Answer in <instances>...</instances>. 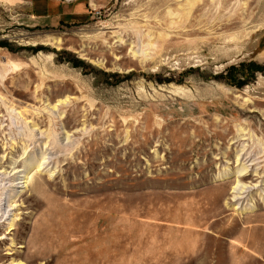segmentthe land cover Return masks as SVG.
Listing matches in <instances>:
<instances>
[{
    "label": "rangeland",
    "instance_id": "374dc122",
    "mask_svg": "<svg viewBox=\"0 0 264 264\" xmlns=\"http://www.w3.org/2000/svg\"><path fill=\"white\" fill-rule=\"evenodd\" d=\"M243 166L264 181V0H0V264H264Z\"/></svg>",
    "mask_w": 264,
    "mask_h": 264
},
{
    "label": "bare ground",
    "instance_id": "6f19581e",
    "mask_svg": "<svg viewBox=\"0 0 264 264\" xmlns=\"http://www.w3.org/2000/svg\"><path fill=\"white\" fill-rule=\"evenodd\" d=\"M6 1V0H5ZM68 1V0H67ZM72 1V0H71ZM50 43H52L53 45H57L58 46V48H61V46H62V42H61V40L60 39H58V38H54V39H52L51 40V42ZM97 63V62H96ZM8 64V63H7ZM10 69V68H9ZM13 69V68H12ZM179 91V90H178ZM185 92V91H184ZM188 93V92H187ZM177 94V93H176ZM182 94V93H181ZM187 95H189V94H187ZM55 110H56V107H55ZM20 115H22V114H20ZM15 117V116H14ZM29 129V128H28ZM32 129V128H31ZM30 129V135H32V133L34 132L33 131V129L31 130ZM27 130V129H26ZM26 134V133H25ZM241 137H243V135H240L239 136V138H241ZM240 158L241 157H239L238 158V161L240 160ZM242 160V159H241ZM42 165H43V163L42 164H40L38 167L39 168H43L42 167ZM39 172H41V170L39 171ZM3 173V172H2ZM10 175V174H9ZM4 176H6V175H4ZM236 179H235V182H234V185H233V187H232V193L230 194V198L228 199L229 201L230 200H232V201H240V196H242V195H244L245 193H247V192H252V189H253V191L255 190V189H257V190H259V189H261V187H263V185H262V183L264 182V181H260L261 183H259V182H257V181H255L254 182V179H252V178H250V176H248V167L247 166H243V168L236 174ZM11 183V186H13L14 184H12V182H10ZM28 183V181L26 182V183H23V184H27ZM255 183V184H254ZM16 187V186H15ZM10 188H13V187H10ZM27 188V187H26ZM12 193H13V191H12ZM12 193H10V192H7V194H6V196H5V198H6V204L4 205V209H1L0 210V212H4V214H3V216H7V215H10L11 214V212L14 210V209H16V206L13 204L14 202H12V198H11V196H12ZM249 194V193H248ZM225 196V195H224ZM227 200V201H228ZM4 201V200H3ZM15 217H16V215L14 216V218L12 219V220H10V222H9V228H12V227H14V222H16L15 221ZM18 217V216H17ZM9 218V217H8ZM6 221H8V219L6 220ZM5 221V222H6ZM2 240H8V235L7 236H4V238H2ZM15 241V239H13V238H11L10 239V243H11V246L13 247V245H14V242ZM39 246V245H38ZM37 247V246H36ZM9 255H11V254H9ZM178 256V255H177ZM19 256L17 255V258L15 259V261L14 260H12L11 261V263L10 264H23V261L21 260V258H18ZM76 262H78V261H76ZM9 264V263H8ZM26 264H31V262L30 263H26ZM47 264V263H46ZM202 264H205V262H203Z\"/></svg>",
    "mask_w": 264,
    "mask_h": 264
},
{
    "label": "crops",
    "instance_id": "0c3cea01",
    "mask_svg": "<svg viewBox=\"0 0 264 264\" xmlns=\"http://www.w3.org/2000/svg\"><path fill=\"white\" fill-rule=\"evenodd\" d=\"M43 6H45L44 4H43ZM39 15H46L44 12L42 13V14H39ZM47 16V15H46ZM41 17V16H40ZM80 18V15H77L76 13H74V14H72V13H66L65 15H64V19L65 20H67V21H69V19H71V20H78Z\"/></svg>",
    "mask_w": 264,
    "mask_h": 264
}]
</instances>
